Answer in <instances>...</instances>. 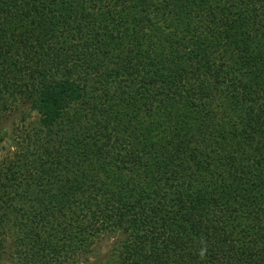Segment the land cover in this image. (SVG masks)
<instances>
[{
	"label": "trees",
	"instance_id": "obj_1",
	"mask_svg": "<svg viewBox=\"0 0 264 264\" xmlns=\"http://www.w3.org/2000/svg\"><path fill=\"white\" fill-rule=\"evenodd\" d=\"M9 136L0 264H264V0H0Z\"/></svg>",
	"mask_w": 264,
	"mask_h": 264
},
{
	"label": "rangeland",
	"instance_id": "obj_2",
	"mask_svg": "<svg viewBox=\"0 0 264 264\" xmlns=\"http://www.w3.org/2000/svg\"><path fill=\"white\" fill-rule=\"evenodd\" d=\"M32 115V114H31ZM33 116V115H32ZM15 122L16 120L13 119ZM7 133L11 132V127L7 125ZM12 137H5L4 141L0 145V160L11 152L13 140ZM112 239L104 238L98 244L94 246V249L85 258H89L90 263H97L103 260L104 256L110 251L112 245Z\"/></svg>",
	"mask_w": 264,
	"mask_h": 264
}]
</instances>
